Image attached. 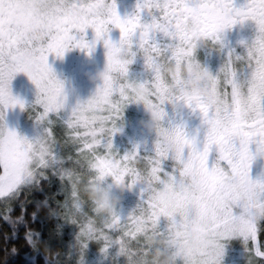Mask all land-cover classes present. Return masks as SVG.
Returning <instances> with one entry per match:
<instances>
[{"label": "snow or ice", "instance_id": "1", "mask_svg": "<svg viewBox=\"0 0 264 264\" xmlns=\"http://www.w3.org/2000/svg\"><path fill=\"white\" fill-rule=\"evenodd\" d=\"M41 2L0 0V219L23 224L24 242L32 247L47 243L33 238L38 222L57 219L58 234L73 230L78 264H85L92 243L105 259L156 264L151 238L164 241L172 264H224L234 239L242 240L247 264H264V179L250 174L255 159L264 157V0L241 7L235 0H138L126 18L116 0H43L46 11L37 6ZM249 20L255 35L239 42L244 51L238 53L227 33ZM36 26L51 34L30 46ZM113 27L118 42L109 36ZM88 28L95 32L91 42L73 33ZM101 40L107 49L102 83L62 120L68 97L49 55L62 58L73 48L90 55ZM206 42L226 53L215 74L197 59ZM138 53L151 74L142 82L129 79ZM20 72L38 89L37 123L48 125L35 139L5 122L8 108L26 107L11 91ZM193 79L206 94L190 87ZM133 103L156 119L154 145L148 152L137 144L121 155L113 138ZM183 108L200 116L201 128L188 130L177 111ZM58 121L65 126L62 142L54 130ZM68 146L72 151L61 155L58 148ZM92 187L102 193L139 187L140 202L123 216L108 200L91 199ZM13 201L20 202L15 217Z\"/></svg>", "mask_w": 264, "mask_h": 264}, {"label": "rangeland", "instance_id": "2", "mask_svg": "<svg viewBox=\"0 0 264 264\" xmlns=\"http://www.w3.org/2000/svg\"><path fill=\"white\" fill-rule=\"evenodd\" d=\"M250 28H253V30L247 33L244 38H234L231 33H227L226 38L229 42V46L235 48L238 53H243L244 51L239 43L241 40H247L250 42L251 39L254 38L255 26ZM88 35L89 33L87 31L85 33H80L78 31L76 37L79 39L81 36H84L88 41ZM106 52L101 54L91 53L89 55L86 49L81 50L80 48H73L67 51L62 58L57 57L55 54L49 55V64L55 71L57 77L64 82L65 92L68 97L66 108L61 113L62 120L67 119L68 115H70L71 109L75 107L78 101H86L95 94L97 87L102 81H94L90 76L105 69L107 63ZM197 59L215 74L225 62L226 53L225 51H221L218 47L211 45L210 42H206L197 50ZM87 67L90 68V73L85 72ZM150 78L151 74L145 67L144 58L138 53L135 62L130 66L129 79L142 82ZM11 91L14 96L25 102L26 107L22 110L19 105H17L15 108L10 107L6 110L5 122L8 127L29 139L43 136L48 125L45 123L38 124L36 120L38 112L42 109L38 105H36L35 108L33 107L38 93L35 84L30 80L26 73L20 72L17 73L12 80ZM129 111H131V116H129ZM169 111L170 115H173L170 106ZM149 118L150 114L147 112L143 104H130L125 109L122 121V131L117 133L113 138L115 150L123 155L139 144L143 149L150 152L154 145L155 134L154 132H149L142 123ZM54 130L57 134L58 141H64V124L58 121ZM58 151L61 155H68L72 151V147L58 148ZM250 174L253 180L264 179V157H257L255 159ZM110 182L111 181H109V183ZM111 191L114 195L120 197V203L117 205V209L123 216H127L132 212L140 202L139 187L133 190H125L123 194H121L120 189L118 188H113ZM25 192H27V190H25ZM3 208L5 209V206L1 204L0 213L2 215L5 214ZM48 222L49 224L53 222L55 226L47 227L48 236L44 240L47 243L33 247V256L38 252L46 251L55 243H62L64 251L57 257L54 264L68 263L69 260L74 261L72 262L73 264H78L76 250L72 247L74 244V237L71 234L73 230L65 228L63 230V235H60L58 234L60 231L58 227L60 222L57 219H52L51 222ZM37 240H40L39 235L37 236ZM246 255L247 253L242 240L234 239L226 245L224 264H247ZM120 263L125 264L124 258L112 256L105 259L99 251V246L95 243L90 244L85 257V264Z\"/></svg>", "mask_w": 264, "mask_h": 264}, {"label": "trees", "instance_id": "3", "mask_svg": "<svg viewBox=\"0 0 264 264\" xmlns=\"http://www.w3.org/2000/svg\"><path fill=\"white\" fill-rule=\"evenodd\" d=\"M129 113L130 115H128L131 116V111H129ZM25 195L26 192L21 193V201L25 199ZM13 204L14 211H12L11 215L15 217L20 213V202L14 201ZM29 207L32 206L30 205ZM2 216L3 215L0 213V217ZM49 221L51 222L52 219ZM48 224L49 222L45 224L44 221H39L38 225L36 226L41 241H44L48 236L47 227L55 226L53 222H51L49 225ZM41 228H43V231H40ZM24 231L25 228L23 224H20L17 227L14 222H6L3 219H0V264H54L57 257L63 253V244L55 243L46 251L38 252L35 254V256H33L34 248L24 242ZM13 233L15 234L12 235ZM32 235H34V239H37L36 232H34ZM13 247L16 248L15 252L11 251ZM49 252H51V255H49ZM72 262L74 261L69 260L68 263L63 264H73Z\"/></svg>", "mask_w": 264, "mask_h": 264}, {"label": "clouds", "instance_id": "4", "mask_svg": "<svg viewBox=\"0 0 264 264\" xmlns=\"http://www.w3.org/2000/svg\"><path fill=\"white\" fill-rule=\"evenodd\" d=\"M42 11H46L48 9V4L46 2L39 3L37 5ZM50 30L44 26H36L31 29L30 35L28 37V43L30 46H40L47 42L50 37ZM170 72H176L177 69L174 66L169 67ZM104 77V70L98 71L95 74L91 75L90 78L92 80H101ZM190 87L194 89L200 90L202 93H204V90L200 88L201 81L200 79H193L190 82ZM206 94V93H204ZM175 107L179 108V105H176ZM144 127L149 131V132H154L156 126H157V121L155 118L151 117L142 122ZM234 189L239 190V184H234L233 185ZM125 191V188L121 187L120 192L123 194ZM88 195L91 199L97 200V201H103V200H108L112 207H116L120 203V197L114 195L112 192H107L105 190L104 193H102L99 189L96 187H92L91 189L88 190ZM102 211H107V209H102ZM149 244L155 245L156 250L154 252V260L156 264H172L171 261V256L168 251H166V246L164 245L163 240H157L155 238H151L148 241ZM149 264H153L152 261H149Z\"/></svg>", "mask_w": 264, "mask_h": 264}, {"label": "flooded vegetation", "instance_id": "5", "mask_svg": "<svg viewBox=\"0 0 264 264\" xmlns=\"http://www.w3.org/2000/svg\"><path fill=\"white\" fill-rule=\"evenodd\" d=\"M117 3V10L122 18L130 17L135 14L137 10V3L138 0H116ZM247 3V0H235V6L241 7L244 6ZM144 19L150 20V17L147 15V12L144 13ZM252 26H255L254 22L249 20L245 22L244 25H236L232 30L229 31L234 38H244L247 33L253 30V28H250ZM250 28V29H249ZM88 35V41L91 42L95 39V32L92 28H88L86 30ZM78 30H73V33L77 35ZM110 38L113 40V42H118L120 39V31L119 29L113 27L111 32L109 33ZM107 49L104 47L103 40H101L99 43H97L95 50L92 52L93 54H101L105 53ZM92 54V55H93ZM94 60V59H93ZM85 72L90 73V68L87 67L85 69ZM178 112L182 113L184 122L188 126V130L190 132H195L197 129L201 128V118L198 114H194L191 112V110L187 108L178 109ZM203 135V131H201V136ZM253 151H255V146H253ZM211 163V160H210Z\"/></svg>", "mask_w": 264, "mask_h": 264}]
</instances>
